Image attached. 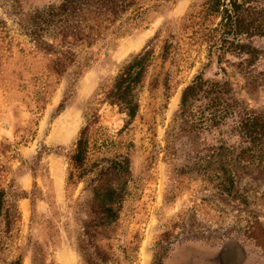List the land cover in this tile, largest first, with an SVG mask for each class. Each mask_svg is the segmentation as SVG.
<instances>
[{
    "label": "rangeland",
    "instance_id": "rangeland-1",
    "mask_svg": "<svg viewBox=\"0 0 264 264\" xmlns=\"http://www.w3.org/2000/svg\"><path fill=\"white\" fill-rule=\"evenodd\" d=\"M58 1L0 0V264H264L263 165L245 162L237 192L228 194L205 134L186 130L181 116L183 88L200 72L212 74L206 0L161 1L126 19L79 51L43 103L41 61L22 17ZM166 40L177 45L170 87L150 93L149 73L127 124L106 93L136 56L150 46L159 53ZM255 44L264 47V37ZM228 71L240 102L264 113V85L251 91L243 72ZM95 117L83 174L72 156ZM125 157L131 169L118 218L91 237L98 172Z\"/></svg>",
    "mask_w": 264,
    "mask_h": 264
},
{
    "label": "trees",
    "instance_id": "trees-1",
    "mask_svg": "<svg viewBox=\"0 0 264 264\" xmlns=\"http://www.w3.org/2000/svg\"><path fill=\"white\" fill-rule=\"evenodd\" d=\"M161 1L168 0H60L31 9L22 17V26L32 43L31 52L41 61L43 80L37 93L43 103L83 47L95 44L126 19L142 18ZM201 10L211 20L204 27V36L212 74L200 72L183 88L181 116L186 130L205 134L206 144L213 150L211 156L218 162L215 177L224 191L233 194L245 162L250 169L264 167V113L240 102L228 71L234 66L243 72L251 91L264 85V47L255 44L257 38L264 37V0H206ZM176 54L177 45L166 40L159 53L155 46L146 48L117 75L105 97L126 114L127 124L140 111L137 91L148 75L150 93L159 86L170 87V66ZM96 123L97 117L83 128L72 156L83 174L93 153ZM130 169L128 157L113 159L100 168L94 186V216L86 226L91 237L103 236L118 218ZM2 207L0 195V217Z\"/></svg>",
    "mask_w": 264,
    "mask_h": 264
}]
</instances>
